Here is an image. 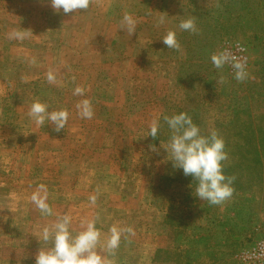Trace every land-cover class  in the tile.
<instances>
[{
  "label": "rangeland",
  "instance_id": "rangeland-1",
  "mask_svg": "<svg viewBox=\"0 0 264 264\" xmlns=\"http://www.w3.org/2000/svg\"><path fill=\"white\" fill-rule=\"evenodd\" d=\"M188 18L196 33L179 29ZM170 30L179 51L161 40ZM228 39L248 48L243 82L211 61ZM84 99L91 119L79 115ZM36 101L67 110L64 129L36 124ZM181 112L225 141L234 192L220 205L197 198L194 178L167 159L164 116ZM40 185L52 215L31 200ZM64 215L73 234L95 219L102 241L112 226L132 229L110 264H242L264 239V0H91L68 14L50 0H0V264H35L51 247L43 230Z\"/></svg>",
  "mask_w": 264,
  "mask_h": 264
},
{
  "label": "clouds",
  "instance_id": "clouds-1",
  "mask_svg": "<svg viewBox=\"0 0 264 264\" xmlns=\"http://www.w3.org/2000/svg\"><path fill=\"white\" fill-rule=\"evenodd\" d=\"M51 7L56 11L65 13L88 10L91 0H50ZM166 19L161 16L157 23L164 24ZM136 21L131 15L125 14L121 20V29L129 34L135 33ZM182 31L196 33L198 31L194 19L188 18L179 23ZM13 38L23 39V33H13ZM168 49L179 51L181 45L175 31H168L161 38ZM211 61L217 69L230 64L234 70V78L243 82L248 78L246 60L228 51H222L211 56ZM49 83L56 80L52 72L47 76ZM74 95L83 96L85 89L77 86L73 90ZM79 115L85 119H91L94 115L91 101L82 100L77 104ZM28 115L36 124L45 125L46 122L55 125L57 132L64 129L69 113L65 109L50 110L47 103L36 101L30 106ZM164 120L171 132L167 146H162L167 152V159L172 162L174 169L182 170L184 176H191L196 181L195 196L211 205H220L233 195L232 187L234 177H228L224 173V162L228 160L224 139L215 131L208 135L201 133L200 127L193 122L187 113L181 112L172 116H164ZM160 132L159 118L154 119L147 136L157 138ZM152 150L156 151L155 145ZM192 186V185H191ZM32 202L42 214L52 215V209L47 203V189L40 185L39 190L31 196ZM95 203V197L91 198ZM95 219L88 220L82 225L83 230L73 232L70 230L71 218L67 215L59 217L53 229L45 228L42 239L51 241V247L40 249L35 258V264H110L108 256L114 255L120 247L121 237L124 232L131 233L132 229H122L112 226L110 235L102 241L101 231L96 226Z\"/></svg>",
  "mask_w": 264,
  "mask_h": 264
},
{
  "label": "built area",
  "instance_id": "built-area-1",
  "mask_svg": "<svg viewBox=\"0 0 264 264\" xmlns=\"http://www.w3.org/2000/svg\"><path fill=\"white\" fill-rule=\"evenodd\" d=\"M228 51L232 54L246 60V70L249 74L251 68V59L247 46L240 40H225L221 47L220 52ZM231 75H234V70L230 64L225 65ZM239 260L242 264H264V239H260L251 247L243 249L239 253Z\"/></svg>",
  "mask_w": 264,
  "mask_h": 264
}]
</instances>
